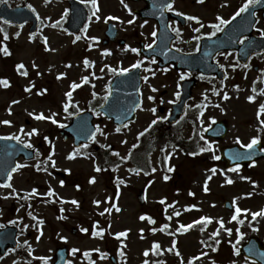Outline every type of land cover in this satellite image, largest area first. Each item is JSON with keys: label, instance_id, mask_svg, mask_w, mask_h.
<instances>
[{"label": "rangeland", "instance_id": "374dc122", "mask_svg": "<svg viewBox=\"0 0 264 264\" xmlns=\"http://www.w3.org/2000/svg\"><path fill=\"white\" fill-rule=\"evenodd\" d=\"M17 2L14 0L10 4ZM31 4L42 19L34 36L28 33L27 27L17 29L0 25V33L5 30L13 40L10 59L3 61L0 58V78L9 76L11 79L8 88L0 85V135H17L21 141L30 142L40 150L37 163L41 162L38 170L35 169L36 162L21 164L24 166L12 177V187L0 189V195H4L0 196V203L5 208L0 211V216L4 218L12 206L13 215L16 211L18 216L22 213L28 215L26 208L20 209L18 202L13 203L12 199L15 194L22 198L30 196L37 178L41 179L43 188L51 190L50 198L32 209L35 218H43L38 230H34L31 218H24V224L20 225L23 231L21 241L24 246H29L33 258L29 264H52V254L58 246L67 247L68 251L76 250L69 256L68 264H111V255L120 259V264H144V261L148 264H231L232 261L257 264L244 262L234 248H239L251 236L264 246V217L258 216L254 221L251 217V213L264 209V160L248 169L243 167L232 171L233 168L224 169L222 163L213 157L219 156L221 146L237 144L243 147L254 136H259L264 146V125L260 124L264 113L258 115L259 106L264 104V81L257 84L256 91L252 87L250 92L243 91L244 86L249 87L247 84L236 90L229 88L228 99L215 100L221 103L219 109L210 108L202 115L189 112L183 121L184 125L187 124L183 129L167 127L162 126V119H158L162 116L157 108L172 100L175 78H166L154 68L155 65L144 62L147 77L145 100L135 122L127 129L117 131L101 113L96 114L94 122L102 131L98 132L89 149H75L71 138L62 139L60 127L70 121L73 110L82 111L87 106L96 108L108 94L110 80L120 68H130L142 61L131 49L138 48V40L144 39L145 29H135L137 35H134V26H123L122 33L129 39L126 47L100 46L97 50L85 52L82 41L69 35L63 20L60 22L68 16L66 3L31 0ZM92 28L93 33H97L95 27ZM45 37L47 44L43 41ZM109 48L112 55L105 60L109 66L103 68L97 60L105 56L99 51ZM84 56L93 61L91 70L85 67ZM16 63L23 64L24 68L16 70ZM111 69L117 71L112 73ZM74 82L80 87L73 89ZM153 88L157 91L153 92ZM69 91L72 92L71 102L66 95ZM149 95L156 96L159 103L151 100ZM249 96L255 99L250 101ZM65 104H69L67 111ZM41 113L44 117H53L58 123L53 119H38ZM215 119L228 122V133L223 140L212 142L195 133L199 124L206 127ZM4 120L11 123L4 124ZM153 120L157 121L154 125ZM32 129L37 132L27 136ZM145 129H148L146 137L149 136L153 148L147 172L135 164L96 172L95 168L107 159H116L113 151L126 158ZM191 137L195 139L196 156L186 157L173 144ZM96 147L97 152L94 151ZM201 148L207 150L201 152ZM73 152H76L74 157L71 156ZM42 163L50 164L53 172L44 174ZM163 165L168 171L172 169L167 180ZM213 168L215 173L211 171ZM93 177L95 182H92ZM229 179L231 183L227 182ZM140 189L146 195L142 205L136 198ZM43 192L40 189L38 194L43 196ZM224 200L232 204V210L223 206ZM236 207L248 210L240 213L243 224L232 220ZM141 216L145 218L141 219ZM202 217H210L211 221L192 223ZM221 220L223 227L220 226ZM228 228L232 229L231 235L225 231ZM237 229L244 233L243 237H239ZM120 232H126V235L117 236ZM216 232L219 234L214 236ZM25 250L21 248L22 252ZM82 251H92L93 260H82ZM44 257L48 258L47 261ZM24 260L18 264H28ZM12 261L11 256L3 263Z\"/></svg>", "mask_w": 264, "mask_h": 264}, {"label": "flooded vegetation", "instance_id": "af4514ba", "mask_svg": "<svg viewBox=\"0 0 264 264\" xmlns=\"http://www.w3.org/2000/svg\"><path fill=\"white\" fill-rule=\"evenodd\" d=\"M13 1L2 0V2L7 3H12ZM29 1L19 0L18 4L28 3ZM47 1L67 2L68 0ZM126 1L136 4L132 12L138 16L139 21H148L147 24L144 23L148 32L147 45L152 44L155 40V37L151 33L153 31L157 32L161 23L166 22L167 29L172 38V47L182 55H190L192 58V62L187 66L176 69L170 65L165 69L175 72L179 82L177 91L179 95L181 83L184 80H192L194 83L191 97L186 102L185 111L190 109L196 100L208 99L230 81L238 82L249 78L256 80L257 76H262L264 50L255 51L254 41H256V44L263 43L264 35L260 33L259 29H264V0H260L258 4L250 5L249 10L241 13L235 20H231V18L245 3V0H203V3L199 2V0H174L173 8L175 10L158 7L164 3H171L172 0H102L103 14L104 16H110L111 20L104 19L99 25L98 31L101 39L98 38V40L101 43L104 40L103 37L110 23L115 28L114 32L117 33L118 37L109 41L107 45L117 44L122 39L121 35L124 34L122 33L123 26L127 27L131 25L128 23L130 19L129 14L117 6L119 2L123 3ZM144 9H146V17L141 19L139 11ZM161 11L163 15H161ZM181 12L185 13V15L181 16ZM188 16H197L199 20H188ZM218 16L231 20V23L226 26L221 25L222 30L217 31L215 36L207 35L215 31L212 25L219 23ZM113 17L116 19H113ZM238 18L240 20L235 24V32L231 34V25ZM201 23L204 27L200 28L199 32L195 31L196 28L200 27ZM238 25L241 26L238 27ZM173 28H178L180 30L179 33L174 32ZM86 32H88V29H86ZM197 36L200 37L199 40L194 39ZM84 41L87 42V38L84 37ZM247 46H251L252 49L249 48L247 51ZM182 73L186 74L184 79H181ZM175 97L176 100L179 98L176 94ZM200 107V105H197L195 110H199ZM162 108L164 110L169 109V107ZM38 200L37 198L36 201ZM9 220L2 222L0 226L14 224L18 228V234H20V221L18 219ZM19 248L20 244L18 243L17 248L7 250L6 254L9 255L11 253L16 257L17 253L20 252Z\"/></svg>", "mask_w": 264, "mask_h": 264}, {"label": "snow or ice", "instance_id": "6c2138e0", "mask_svg": "<svg viewBox=\"0 0 264 264\" xmlns=\"http://www.w3.org/2000/svg\"><path fill=\"white\" fill-rule=\"evenodd\" d=\"M0 2H2V0H0ZM81 2H82V3H85V4H87V3H91V4L93 5V9H94V11H93V15H96V13L99 11V7H98V5H97V0H81ZM199 2L203 3V0H199ZM258 3H260V0H245V3H244V4H243V5H242V6H241L236 12H235V14L232 16L231 20H235V18H236V17H239V16L241 15V13H245V12H247V11L249 10L250 5L258 4ZM173 4H174V0H172L171 3H164V4L159 5L158 7H160L161 9L167 8V9H170V10H175V9L173 8ZM125 6L127 7V5H125ZM29 7H31V5H29ZM129 11H131L130 8H129ZM161 15H163V12H162V11H161ZM180 15H181V16H184L185 13L181 12ZM96 18H97V19H100L99 16H96ZM90 19H91V17H90ZM113 19H116V18L113 17ZM187 19H188V20L198 21V20H199V17H197V16H188ZM217 19H218L219 23H215V24L212 25V27L215 29V31L210 32V33H208L207 35H209V36H215L217 31H221V30H222L221 25H225V26H226V25H228L229 23H231V20H229V19H224L223 17H219V16H218ZM132 22H133L132 20H129V21H128L129 24H131ZM147 22H148L147 20L144 21L145 24H147ZM203 27H204V25L201 23V24H200V27H199V28H196L195 31L199 32V31H200V28H203ZM85 28H87V26H85ZM172 30H173L174 32H177V33H179V31H180L178 28H173ZM259 31H260V33H261L262 35H264V29H259ZM17 35H19V33H17ZM151 35H152L153 37H155V36L157 35V32H156V31H153V32L151 33ZM80 38H81L80 36H76V40H79ZM90 39H91V40H96L97 37H91ZM194 39L199 40L200 37L197 36V37H194ZM44 42H45V44H47V37L44 38ZM73 42H75V41H73ZM154 43H155V40L153 41V44H154ZM241 43H243V41H241ZM147 47H148V48H152V44H148ZM131 50H132L133 52H138V51H139V50L136 49V48H132ZM197 50H198V49H197ZM3 51L5 52L6 55L8 54V50H7V47H6V46H5V48L3 49ZM84 63L87 65V64L89 63V61H88L87 59H85ZM141 63H142V61H137L135 64H132V65H131V68H136V67H138ZM221 67H223V66H221ZM18 68H24V65H23V64H20V65H18ZM112 71H113V72H116L117 70H116V69H112ZM129 71H130L129 68H120V69H119V72H120V73H127V72H129ZM23 74H24V75H27V72H24ZM153 74H154V73H153ZM62 75H63V74H62ZM185 75H186V74L182 73V74H181V79H184ZM84 79L87 80V77H85ZM144 79L147 80V77H144ZM0 83H3V84H5V86H7L8 81H7V80H3V81H0ZM78 87H80V85H79V84H76V83L74 82L73 85H72V88L75 89V88H78ZM28 90H30V89H28ZM262 91H264V90H262ZM109 94H110V93H109ZM66 95L69 97V102H71L70 98H71V96H72V92L69 91ZM94 95H95V94H94ZM176 95L179 96V92H177ZM107 98H108V95H105L104 99L107 100ZM224 98H225V99L228 98L227 93H225ZM150 99H154V97H150ZM248 99L251 101V100H254L255 97H254V96H249ZM13 103H16V101H13ZM64 107H65V111H67V109H68V107H69V104H65ZM152 111L155 112V109H152ZM260 113H264V104H261V105L259 106V112H258V115H259ZM37 118H38V119H53V122L58 123V121H55L53 117H44V116H43V113H41ZM158 119H166V117H158ZM156 122H157L156 120H153V121H152V124L154 125V124H156ZM2 123H4V124H10L11 122L8 121V120H4V121H2ZM260 124H261V125H264V120H260ZM149 127H151V125H150ZM116 130H117V131H120V128H117ZM20 131L23 132V128H21ZM96 131H97V132H100V131H102V130H101L99 127H97V128H96ZM147 131H148V129H145V132H147ZM35 132H37V129H32V131L26 133V135H27V136H31V135H32L33 133H35ZM139 135L142 136V135H144V133H140ZM12 138H13V139H16V140H20V136H17V135H13ZM92 138L95 139V132H93V134H92ZM45 139H48V138L45 137ZM237 141L240 142V141H239V137L237 138ZM21 142H22V143H25L26 147H29V148L33 147V145H32L30 142H25V141H21ZM241 143H242V142H241ZM259 143H260V137H259V136H254V137L251 138L250 142H248V143H246V144H243V147H244V148H247V149H252L254 146L258 145ZM109 147H110V146H109ZM134 147H135V145H134ZM206 150H207V149H205V148H201V149H200L201 152H204V151H206ZM115 154H116V155H119V153H115ZM75 155H76V152H73V153L71 154V156H73V157H74ZM193 155H195V153H193ZM237 158H238V159H243L244 157H243V156H238ZM49 159H51V157H49ZM213 159H217V160H218V159H220V157H219V156H214ZM53 163H54V162H53ZM253 163H254V162H253ZM23 166H24V165L17 164L14 168H12L11 171L8 173V179L10 180V179H11V176H12V173L15 172V171H17L19 168H21V167H23ZM239 168H240V165L237 164L236 167L232 169V171H237ZM99 170H100L99 167H97V171H99ZM169 170L171 171L172 169H169ZM132 171H136V170H135V169H132ZM211 171H212L213 173H215V172H216V169L213 168ZM164 178H165L166 180L168 179L167 176H165ZM92 182H95V178H94V177L92 178ZM227 182H228V183H231L232 181H231V179H229ZM63 183H64V181H61V184H63ZM6 186H7V187H12V185H11L10 183L7 184ZM207 190H208L207 187H205V191H207ZM32 191L35 192L36 189H33ZM49 194H50V193H49ZM249 195H250V194H249ZM72 202H73V203H77L76 201H72ZM96 203L99 204L100 201H96ZM193 207H194V206H193ZM105 211H109V209H105ZM242 211H243V212H247L248 210H247V209H241V208H239V207H236V209H235V214L232 216V220H234V221H235V220H239V223H240V224H243V223H244V220L239 219L240 213H241ZM101 215H103V213H101ZM176 215H179V213L177 212ZM258 216H260V217H264V209L260 210L259 212H253V213H251V217H252V220H253V221L256 220V218H257ZM144 218H145L144 216H141V219H144ZM201 221L210 222V221H211V218H210V217H202L200 220H198V221H193L192 223H193V224H198V223H201ZM13 223H14V221H13ZM223 223H224L223 220H221V221H220V226H221V227H223ZM181 227H188V228H190V227H192V225H186V226L182 225ZM153 230L155 231V229H153ZM253 230H258V229H255V228H254ZM83 231H88V230H87V229H83ZM225 231H226L229 235H231V233H232V229H230V228L225 229ZM236 231L239 233V237H243L244 233L240 232L239 229H237ZM98 234H99V233H93V235H98ZM218 234H219V232L213 233L214 236H215V235H218ZM116 235H117V236H125V235H126V232H120V233H117ZM62 239H65V238L62 237ZM25 243H27V242H25ZM217 243H219V241H217ZM155 248L158 249V248H159V245L156 244V245H155ZM73 251L75 252L76 250L74 249ZM235 251H236L237 254H239V248H236ZM147 254H148V253H147V251H146V252H145V255H147ZM177 254H178V253H177ZM202 255H203V253H202ZM43 259H44L45 261H47L48 258H47V257H44ZM144 264H148V262H147V261H144ZM213 264H215V262H213ZM231 264H236V262H235V261H232Z\"/></svg>", "mask_w": 264, "mask_h": 264}, {"label": "water", "instance_id": "95a60500", "mask_svg": "<svg viewBox=\"0 0 264 264\" xmlns=\"http://www.w3.org/2000/svg\"><path fill=\"white\" fill-rule=\"evenodd\" d=\"M24 10L25 12L30 14L27 8H25ZM74 10L75 9L72 8V12ZM0 17L5 18L8 21H17L18 19L21 18V14L19 13V11L13 10L5 15L2 14V10L0 9ZM27 19H30V17ZM137 86H138L137 78L135 76H132L131 74L125 75L124 77H120L119 80L116 82L114 87V94L118 96L119 102L114 103L109 107H105V112L110 116L116 118L118 120V123L119 122L124 123L126 121L125 119H127L128 115H130L134 107V103L129 99L130 96H128V94L132 93V97H135ZM180 111L181 110L177 111L176 113H173L169 121H174L178 117L177 115ZM77 121L79 122L78 124L80 127L76 125ZM64 130H66L67 132L68 131L72 132L76 144L80 143L81 141H87L93 133V127H91L90 125V117L88 119L86 115H81L79 116V118L74 119V123L67 126ZM254 147L252 149H247L241 152L243 153L250 152L252 155L255 156V152L253 151ZM23 151H27V150L19 142L13 139L0 138V162L5 163L7 165L5 167V170L0 172V178L6 177L7 174L11 171V169L15 167V160L19 155V153ZM251 241H253L256 244L257 251L251 252V251H245L243 249V253L246 254L247 256H250L258 260L261 264H264V250L260 248L258 242H256L253 239ZM56 255H57V264H64L65 256H66L64 249H58Z\"/></svg>", "mask_w": 264, "mask_h": 264}]
</instances>
